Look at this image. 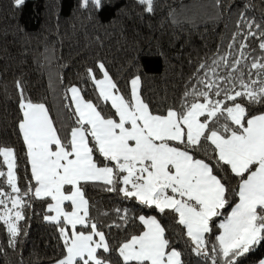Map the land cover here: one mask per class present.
Segmentation results:
<instances>
[{
  "label": "snow or ice",
  "instance_id": "obj_1",
  "mask_svg": "<svg viewBox=\"0 0 264 264\" xmlns=\"http://www.w3.org/2000/svg\"><path fill=\"white\" fill-rule=\"evenodd\" d=\"M26 2L12 0L17 10ZM136 3L154 12V0ZM222 4L215 0V6ZM80 6L102 8L103 2L80 0ZM257 39L254 54L249 40ZM228 49L201 63L197 86L186 88L178 106L164 111L145 102L141 75L130 79L126 96L98 62L95 71L86 69L92 96L86 99L83 87L66 89L71 127L64 132L48 107L27 97L17 81V127L30 178L22 189L16 150L0 146V222L9 245L15 248L22 236L19 221L32 199L44 201L50 214L43 219L59 233L62 255L56 264H112L113 253L120 264H185L176 247L184 237L195 256L238 264L264 244V111L252 109L264 105V25L239 13ZM88 185L156 214L132 217L128 209H115L119 222L109 228L125 230L138 220L139 231L113 248L104 226L91 216Z\"/></svg>",
  "mask_w": 264,
  "mask_h": 264
},
{
  "label": "trees",
  "instance_id": "obj_2",
  "mask_svg": "<svg viewBox=\"0 0 264 264\" xmlns=\"http://www.w3.org/2000/svg\"><path fill=\"white\" fill-rule=\"evenodd\" d=\"M102 2V8L84 9L80 0H27L17 10L12 0H0V146L16 150L22 189L30 171H25V146L17 127L21 118L17 81L27 97L48 107L62 132L71 127V112L65 108L69 103L65 100L66 89L83 87L85 98L92 96L93 86L85 79L86 69L95 71L98 62L105 64L126 96L130 79L141 75L140 92L145 102L153 110L164 111L178 106L186 88L197 86L194 78L202 74L198 70L201 63H211L229 51L239 13L264 25L262 0H223L221 7L215 6V0H154L151 14L136 0ZM228 4L232 7L225 9L223 5ZM246 4L249 7H243ZM258 42L249 40L256 49L254 54L259 52ZM221 72L226 74L227 70ZM252 109L264 111V105H254ZM197 156L207 158L204 153ZM5 191L10 189L5 186ZM85 192L90 199L91 216L104 226L113 248L127 235L139 231L138 220L130 222L125 230L109 228L107 225L119 222L115 209H128L132 217L156 214L91 185L86 186ZM30 203L31 207L24 209L25 219L19 221L23 234L17 238L15 248L9 245V236L0 222V264H53L62 255L56 226L43 219L50 214L44 201L32 199ZM158 218L168 223L165 217ZM172 227L169 224V233ZM185 239H176L185 264H211L195 256ZM111 259L112 264H120L115 253ZM259 259H264V244L240 258L238 264H258Z\"/></svg>",
  "mask_w": 264,
  "mask_h": 264
},
{
  "label": "rangeland",
  "instance_id": "obj_3",
  "mask_svg": "<svg viewBox=\"0 0 264 264\" xmlns=\"http://www.w3.org/2000/svg\"><path fill=\"white\" fill-rule=\"evenodd\" d=\"M5 170H6V166H5ZM0 179H2V178H0ZM53 264H56V263H53Z\"/></svg>",
  "mask_w": 264,
  "mask_h": 264
}]
</instances>
